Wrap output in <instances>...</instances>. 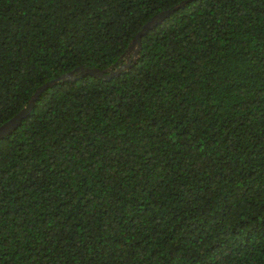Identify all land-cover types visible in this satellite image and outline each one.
<instances>
[{"label":"trees","instance_id":"obj_1","mask_svg":"<svg viewBox=\"0 0 264 264\" xmlns=\"http://www.w3.org/2000/svg\"><path fill=\"white\" fill-rule=\"evenodd\" d=\"M0 0V264H264V0ZM115 67V68H116ZM114 68V69H115Z\"/></svg>","mask_w":264,"mask_h":264},{"label":"water","instance_id":"obj_2","mask_svg":"<svg viewBox=\"0 0 264 264\" xmlns=\"http://www.w3.org/2000/svg\"><path fill=\"white\" fill-rule=\"evenodd\" d=\"M191 0H184L180 4L175 5L172 8H169L167 10L162 11L159 14H156L144 27L142 30L138 32V34L135 36L130 48L129 52L134 53V59L137 60L140 52V47L142 43L143 36L156 24L160 23L164 18L168 17L172 13H174L176 10H178L181 7H184V5ZM130 60L127 61V63L121 65V66H114L110 67L108 69L101 70L99 68H77L64 76L60 77L59 79H56L54 81H51L49 83H46L45 85L41 86L37 92L34 94V96L31 98L28 105H26L17 115H15L12 119L5 122L2 126H0V138L6 136L7 134L12 133L14 130H16L24 121V119L30 114L32 108L34 107L36 99L39 97L41 92L49 87L50 85L54 84L60 79H73L76 77V74L79 76L86 75V74H92L96 77H102L105 79H111L114 76L119 75L122 71H124L129 66ZM116 67V68H115ZM115 68V69H114Z\"/></svg>","mask_w":264,"mask_h":264}]
</instances>
